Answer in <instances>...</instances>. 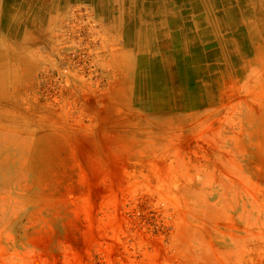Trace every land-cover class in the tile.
<instances>
[{
	"label": "rangeland",
	"instance_id": "374dc122",
	"mask_svg": "<svg viewBox=\"0 0 264 264\" xmlns=\"http://www.w3.org/2000/svg\"><path fill=\"white\" fill-rule=\"evenodd\" d=\"M4 1L0 264H264V0H232L220 36L195 32L208 59L177 55L200 70L184 111L143 95L150 67L122 40L100 46L88 6L55 20L38 76L29 52L47 42L22 37L35 23Z\"/></svg>",
	"mask_w": 264,
	"mask_h": 264
},
{
	"label": "bare ground",
	"instance_id": "6f19581e",
	"mask_svg": "<svg viewBox=\"0 0 264 264\" xmlns=\"http://www.w3.org/2000/svg\"><path fill=\"white\" fill-rule=\"evenodd\" d=\"M49 1L53 0H46L45 3H49ZM55 1L64 2L67 0ZM89 1L96 3L106 16L116 19L115 26L123 30L122 37L125 46L133 48L134 53L139 54L141 63L150 67L153 75L145 79L141 86L143 95L158 98L160 102H164L160 103L161 106H157L159 111L174 110V107L177 111H184L199 106L200 103H194L195 101H190V103L179 101L182 97L185 98V95L192 93V90L188 88L198 78L200 70H198L199 68L187 67L182 62L180 65L177 55L182 54L184 56L198 52L201 59H208L212 53H202L205 51L201 50L207 47V37L200 38L199 35L194 34L202 30L205 34L213 31L214 35L220 36L221 30L229 26V19L233 20L232 15L235 10H238V7L235 9L230 7L232 0H152V4L149 5L150 11H146L149 13L144 12V15L141 14V11L132 9L133 6L139 9L142 0ZM171 4L176 7V11L173 10L175 13L168 11ZM151 17H153L152 20ZM142 18L149 21L148 25H144V28L138 24L144 20ZM155 18L158 20L154 21ZM13 20L6 18L3 28L17 27L16 23H11ZM205 25H209L211 29L205 28ZM216 39L221 48L220 53L217 54L231 53L235 50L233 43L231 44V41H227L226 38ZM143 54H147V56ZM192 64L195 63L192 61ZM157 104H159L158 101ZM170 105L171 108L168 107Z\"/></svg>",
	"mask_w": 264,
	"mask_h": 264
},
{
	"label": "crops",
	"instance_id": "0c3cea01",
	"mask_svg": "<svg viewBox=\"0 0 264 264\" xmlns=\"http://www.w3.org/2000/svg\"><path fill=\"white\" fill-rule=\"evenodd\" d=\"M45 1L46 0H5L3 2V5H1L2 7L5 6L7 8L6 12H5V14H7V16H11L12 10L14 9V15L15 16H17V15L22 16V14L26 12V14H29L30 17H32V19L35 23L33 26V29L32 30L27 29L26 31L21 32L22 37H26V38L29 37V38H32L35 40L45 39V41L47 42V43L46 42H44V43H46V45H48V47L51 51V53L49 52L47 57L44 56L43 53H41L39 51L38 47L35 48L36 41L34 44H32L33 45L32 50L29 52L30 55H32V56L36 55L33 57L32 62H33V65L36 67L35 70L38 73V76L41 75L40 73L43 70V68L45 66H47V64L48 65L50 64V62H51L50 57L55 56V52H54L55 51L54 50L55 44H54L53 34L57 35L59 32H54L55 30H53L54 29L53 23H56L55 20L58 19L60 16H63L62 18H65L66 20H71L73 18V12H74L75 8H77V7L88 6L92 10L94 9V12L99 17L98 21L101 22L100 24L102 25V32L100 33V36H99L100 46L102 44V40H104V38H106V37L114 39V40H122L124 43V38L122 37L123 36L122 31L123 30L118 29L115 26L116 19L113 17L109 18L108 16H106L104 14V12H102V10L99 7H97L96 3L91 2L89 0H67L64 2L53 0V1H49V3L48 2L45 3ZM148 3H150V1L145 0V4L147 5ZM49 9H50V11H49ZM21 10H23V11H21ZM146 13H149V12H146ZM141 14L144 15V11H142ZM111 19H114V20H111ZM142 19H144V23H146L148 25L149 21H146L145 18H142ZM152 19H153V17H151V20ZM157 20L158 19L155 18L154 21H157ZM150 24H151V21H150ZM41 27H42V29H40ZM47 27H48V29H47ZM36 28H37V30L35 31ZM46 29H47V31H46ZM39 30H40V32H38ZM6 32H2L3 38H9L10 37L9 31H6ZM62 33H64V32H62ZM119 33L122 35H120ZM118 44H119V42H118ZM119 46H121V45L119 44ZM122 47L125 49L127 48L129 51V48L125 46V43L121 47H118V48L122 49ZM25 50H26L25 47H22L20 49V53H23V55L29 54ZM36 83H37V85H36ZM39 83L40 82H38V80L33 82V86L36 87V91H38V87H40L39 85L41 83L40 84ZM23 85H25V84H23Z\"/></svg>",
	"mask_w": 264,
	"mask_h": 264
}]
</instances>
